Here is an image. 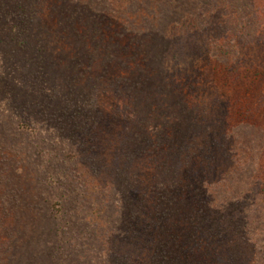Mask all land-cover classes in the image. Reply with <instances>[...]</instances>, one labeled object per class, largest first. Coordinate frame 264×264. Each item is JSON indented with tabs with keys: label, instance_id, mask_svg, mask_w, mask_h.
<instances>
[{
	"label": "rangeland",
	"instance_id": "rangeland-1",
	"mask_svg": "<svg viewBox=\"0 0 264 264\" xmlns=\"http://www.w3.org/2000/svg\"><path fill=\"white\" fill-rule=\"evenodd\" d=\"M262 120L264 0H0V264H264Z\"/></svg>",
	"mask_w": 264,
	"mask_h": 264
},
{
	"label": "trees",
	"instance_id": "trees-1",
	"mask_svg": "<svg viewBox=\"0 0 264 264\" xmlns=\"http://www.w3.org/2000/svg\"><path fill=\"white\" fill-rule=\"evenodd\" d=\"M185 5L186 4H184V2H182L181 6L184 7ZM197 27H200V26H197ZM218 27H219V25H218ZM174 86L176 88H178L177 91H179L180 93L183 92V87H184L183 85L175 83ZM219 98H221V97H219ZM239 110L240 109L237 108L233 103L231 104V103L228 102V104H227V106L225 108H224V104H222V102L219 103L218 114H220V116L222 115L221 116L222 118H220V119L218 118V120H216L214 123L209 124V126L206 127V128H210L211 125H215V130L210 131V133H209L210 135L207 137V139L211 143L210 144L211 147L215 148L216 146H220L226 140V135H227L226 133H229V132L231 133V132H233L234 128L238 127L237 123H238V121L240 119L239 117H241V116H239V113H240ZM259 123H261L260 120H259ZM262 123H264L263 120H262ZM227 137L229 138L228 135H227ZM219 139H221L220 142H219ZM220 150L225 151L226 153L230 152V151L233 152L232 146H231V149H227L226 150V148H225V149H220ZM231 154H232V156H236L235 152H233ZM262 157H264V153L262 154L261 158ZM177 172H178V169H177ZM259 180H262V178L260 177ZM200 185H201V179L200 178L192 179V177L189 176V177L183 178L179 182L177 181L176 185L175 186L173 185V187L175 188L176 191L184 193V195H182L183 197L185 196V194H187V196H185L184 198L186 200L191 199L192 202H193L194 198H197V199L198 198L199 199L202 198V196H199L200 194L196 193L197 194L196 195L195 193H193L196 188H198V187L200 188ZM191 187H192V189H191ZM259 187H260V190H262V187H261L260 183H259ZM192 195H196V196L194 197ZM136 196H138V193L136 194ZM192 197H194V198L192 199ZM140 206H141V204H140ZM208 231H209V233H211L210 231H212V227H210L208 229ZM244 238H245L244 234H241V239L244 240ZM229 241L230 242H232V241L234 242L233 238H230ZM210 243H208V244H206L204 246L207 249H209L210 248ZM214 243H212V244H214ZM217 246L212 245V251L217 252L219 250ZM226 250H227L226 254H228V253L235 254L232 251L228 250L227 248H226ZM204 261H206V260H204ZM228 264H238V263H237V260L232 257V258H229Z\"/></svg>",
	"mask_w": 264,
	"mask_h": 264
}]
</instances>
